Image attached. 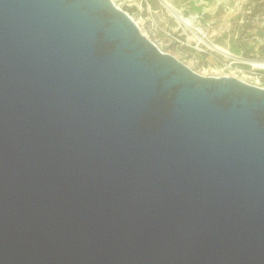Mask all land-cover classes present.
<instances>
[{
	"label": "water",
	"instance_id": "1",
	"mask_svg": "<svg viewBox=\"0 0 264 264\" xmlns=\"http://www.w3.org/2000/svg\"><path fill=\"white\" fill-rule=\"evenodd\" d=\"M0 264H264V88L112 0H0Z\"/></svg>",
	"mask_w": 264,
	"mask_h": 264
},
{
	"label": "rangeland",
	"instance_id": "2",
	"mask_svg": "<svg viewBox=\"0 0 264 264\" xmlns=\"http://www.w3.org/2000/svg\"><path fill=\"white\" fill-rule=\"evenodd\" d=\"M115 2L139 23L138 27L161 51L175 56L195 72L204 76L236 77L264 87V68L252 64L264 63V0ZM169 8L182 9L186 16L198 15L197 26L206 33L201 36L204 42L194 38L192 30L177 23L169 15ZM215 44L230 55L213 49L211 46Z\"/></svg>",
	"mask_w": 264,
	"mask_h": 264
},
{
	"label": "bare ground",
	"instance_id": "3",
	"mask_svg": "<svg viewBox=\"0 0 264 264\" xmlns=\"http://www.w3.org/2000/svg\"><path fill=\"white\" fill-rule=\"evenodd\" d=\"M114 2V4L120 8L115 0H112ZM167 7H171L170 5L166 4ZM195 7H198V1H195ZM121 9V8H120ZM169 15L179 24H182L184 26H186L187 28H189L190 30H192L193 36L194 38L197 37L200 39L201 42H204L203 38L201 37L202 35H206L204 29L200 28L199 26H197V19H198V15L196 14H191L190 16H186L183 13L182 9H174V8H169ZM134 20V18H132ZM135 22V20H134ZM137 25L140 27L139 23L136 22ZM141 32L143 33V35L146 36V34L142 31V29L140 28ZM193 39V38H192ZM206 40V39H205ZM206 45V44H205ZM213 49L217 50V51H221L223 53H225L226 55H230V53L228 51H226L223 47L215 44L211 46ZM211 48V49H212ZM252 64L256 67H261L264 68V63H258V62H252Z\"/></svg>",
	"mask_w": 264,
	"mask_h": 264
},
{
	"label": "built area",
	"instance_id": "4",
	"mask_svg": "<svg viewBox=\"0 0 264 264\" xmlns=\"http://www.w3.org/2000/svg\"><path fill=\"white\" fill-rule=\"evenodd\" d=\"M200 51H203V50H200ZM257 86V85H256ZM260 87V86H259ZM262 88H264V87H262Z\"/></svg>",
	"mask_w": 264,
	"mask_h": 264
}]
</instances>
